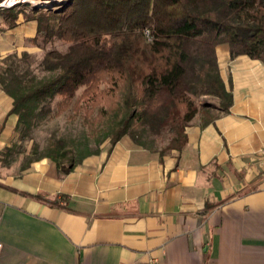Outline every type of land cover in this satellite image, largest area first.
Listing matches in <instances>:
<instances>
[{
  "label": "crops",
  "instance_id": "0c3cea01",
  "mask_svg": "<svg viewBox=\"0 0 264 264\" xmlns=\"http://www.w3.org/2000/svg\"><path fill=\"white\" fill-rule=\"evenodd\" d=\"M2 25L1 56L41 50L36 21ZM217 54L233 104L182 151L124 135L66 174L6 156L18 116L0 86V264H264V63Z\"/></svg>",
  "mask_w": 264,
  "mask_h": 264
},
{
  "label": "trees",
  "instance_id": "16d2710c",
  "mask_svg": "<svg viewBox=\"0 0 264 264\" xmlns=\"http://www.w3.org/2000/svg\"><path fill=\"white\" fill-rule=\"evenodd\" d=\"M21 14L37 22L30 42L42 53L0 55V86L13 98L19 131L6 156L47 158L64 174L124 135L161 153L182 151L197 118L228 113L233 92L221 76L219 45L232 58L264 63V0L23 3L0 7L2 28ZM62 115L82 132L53 134L42 150L33 142L27 151L33 128Z\"/></svg>",
  "mask_w": 264,
  "mask_h": 264
},
{
  "label": "rangeland",
  "instance_id": "374dc122",
  "mask_svg": "<svg viewBox=\"0 0 264 264\" xmlns=\"http://www.w3.org/2000/svg\"><path fill=\"white\" fill-rule=\"evenodd\" d=\"M35 3H41L42 0H33ZM45 1V0H44ZM30 5L33 8H39L38 5H35L34 3H30ZM39 55H41L42 50L37 52ZM203 99V98H202ZM211 102H216L217 99L208 97L207 98ZM82 132V125L79 121H71L68 120L65 115H62L61 117L52 119L46 123H42L39 126H35L33 128V131L31 132L32 136L34 137V140H25L24 146L27 149V151H30L32 148L33 142L38 143L39 149L42 150L47 143L48 139L54 134L56 136L60 135H68V136H78ZM105 148H108V144H105ZM20 161L23 163H26L28 160V156L25 154H20Z\"/></svg>",
  "mask_w": 264,
  "mask_h": 264
},
{
  "label": "built area",
  "instance_id": "2783aa9c",
  "mask_svg": "<svg viewBox=\"0 0 264 264\" xmlns=\"http://www.w3.org/2000/svg\"><path fill=\"white\" fill-rule=\"evenodd\" d=\"M64 1L66 0H49L50 3H45V2L35 3L33 0H1L0 7H11L23 3H31V4L34 3L35 5H38L39 8H48L55 3L64 2ZM2 249H3V243L2 241H0V254Z\"/></svg>",
  "mask_w": 264,
  "mask_h": 264
},
{
  "label": "bare ground",
  "instance_id": "6f19581e",
  "mask_svg": "<svg viewBox=\"0 0 264 264\" xmlns=\"http://www.w3.org/2000/svg\"><path fill=\"white\" fill-rule=\"evenodd\" d=\"M41 2L50 3L49 0H42Z\"/></svg>",
  "mask_w": 264,
  "mask_h": 264
},
{
  "label": "water",
  "instance_id": "95a60500",
  "mask_svg": "<svg viewBox=\"0 0 264 264\" xmlns=\"http://www.w3.org/2000/svg\"><path fill=\"white\" fill-rule=\"evenodd\" d=\"M38 7V6H37Z\"/></svg>",
  "mask_w": 264,
  "mask_h": 264
}]
</instances>
